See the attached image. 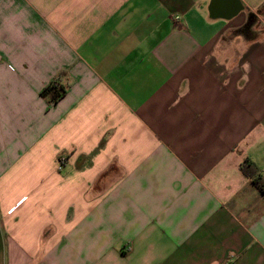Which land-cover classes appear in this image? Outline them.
Here are the masks:
<instances>
[{"label":"crops","instance_id":"0c3cea01","mask_svg":"<svg viewBox=\"0 0 264 264\" xmlns=\"http://www.w3.org/2000/svg\"><path fill=\"white\" fill-rule=\"evenodd\" d=\"M216 1L0 0V264H264V0Z\"/></svg>","mask_w":264,"mask_h":264},{"label":"trees","instance_id":"16d2710c","mask_svg":"<svg viewBox=\"0 0 264 264\" xmlns=\"http://www.w3.org/2000/svg\"><path fill=\"white\" fill-rule=\"evenodd\" d=\"M65 93V89L58 82L57 79H53L44 89L41 90L40 94L42 96L50 95V100L56 101ZM241 171L251 179L254 186L262 193L264 196V176H262L258 168L251 162L247 160L241 163Z\"/></svg>","mask_w":264,"mask_h":264},{"label":"water","instance_id":"95a60500","mask_svg":"<svg viewBox=\"0 0 264 264\" xmlns=\"http://www.w3.org/2000/svg\"><path fill=\"white\" fill-rule=\"evenodd\" d=\"M223 5V0H217L215 3V9L219 10Z\"/></svg>","mask_w":264,"mask_h":264}]
</instances>
